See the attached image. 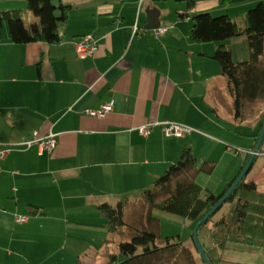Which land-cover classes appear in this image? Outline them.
<instances>
[{"label": "crops", "instance_id": "0c3cea01", "mask_svg": "<svg viewBox=\"0 0 264 264\" xmlns=\"http://www.w3.org/2000/svg\"><path fill=\"white\" fill-rule=\"evenodd\" d=\"M62 2L71 9L57 44L18 45L7 25L1 30L0 145L11 151L0 163V264H106L131 232L123 228L111 236L101 204L128 199L125 222L144 229L147 211L140 194L187 147L197 163L198 150L207 148L205 161L213 163L219 149L224 158L230 156L226 143H232L242 149L237 154L243 153L242 163L240 157L233 161L242 167L257 145L261 118L244 136L226 127L242 121L235 118L234 99L213 58L219 44H199L191 37L195 15L226 11L223 15L230 16L237 8L219 0L197 2L189 12L185 3L164 7L162 0ZM257 4L238 9L244 13ZM25 6L26 0H0V10ZM150 10L160 12L161 27L168 29L158 38L155 30H145ZM237 17L242 21L244 15ZM86 35L94 37L97 50L82 60L75 43ZM235 41L224 44L232 56ZM109 103L113 109L102 118L87 113ZM166 121L195 131L184 139L167 138L159 127L148 137L138 131ZM50 134L57 141L52 151L25 145ZM248 180L264 193V143ZM236 249L254 258L251 264H264V248ZM224 260L223 254L221 264H236Z\"/></svg>", "mask_w": 264, "mask_h": 264}, {"label": "trees", "instance_id": "16d2710c", "mask_svg": "<svg viewBox=\"0 0 264 264\" xmlns=\"http://www.w3.org/2000/svg\"><path fill=\"white\" fill-rule=\"evenodd\" d=\"M175 1L185 3L189 12L197 2L211 0ZM219 1L226 5L237 0ZM249 1H257L258 4L244 15L242 21L228 15L215 17L210 13H201L193 17L191 32L195 43L219 44L213 58L220 66L221 75L227 80L229 94L234 99L237 121L244 119L248 105L264 99V0ZM26 5L25 10H0V36L2 28L7 25L15 44L39 41L59 43L60 26L68 21L71 7L64 5L62 0H26ZM29 16L39 19V22L28 24ZM234 39H245L248 42V60L234 62L231 51L224 45ZM263 122L264 115L255 135L257 143ZM263 143L259 153L262 152ZM251 157V154L247 156L236 177L225 186L221 194L207 191L203 199L204 189L197 183L196 175L200 171L212 172L213 163L205 162L201 169H197V159L191 148L187 147L179 161L171 165L152 187L140 194L139 202L147 211L149 222L156 220L153 219L155 211H161L197 224L229 192ZM256 159L257 156L248 174L226 202L199 229H203L229 206L227 212L213 223L210 232L212 245L206 247L202 244L211 264H221L223 254L230 246L264 248V193L259 191L254 181L248 180ZM129 203L125 199L115 205L103 203L99 206L111 236L119 234L123 228H129L131 232V239L120 242L118 253L109 254L106 264H195L190 248L180 236L162 238L155 231L128 226L125 213ZM194 245L200 254L195 242Z\"/></svg>", "mask_w": 264, "mask_h": 264}, {"label": "rangeland", "instance_id": "374dc122", "mask_svg": "<svg viewBox=\"0 0 264 264\" xmlns=\"http://www.w3.org/2000/svg\"><path fill=\"white\" fill-rule=\"evenodd\" d=\"M167 1V2H166ZM246 1V2H242ZM200 2V1H199ZM177 2L175 0H162V4L164 7L167 6V4H176ZM242 3H250L249 0H237L236 2H232L229 4L231 8H237L236 10L230 11V17L232 18H239V14L245 15L249 10L251 9H246V11H242L244 13H240L241 11L238 9ZM27 8V5L22 8H13L10 10H25ZM4 10V9H2ZM218 10V9H217ZM213 16L219 17L222 16L223 14H226V11L224 13H217L216 11H212ZM215 12V13H214ZM241 16V15H240ZM231 48L233 51V60L235 63L243 62L248 60L249 58V45L248 42L245 39H240L235 42H232ZM264 115V99L258 100L254 103H251L250 105L247 106V109L244 114V119L242 120L241 123H237L235 126L229 125L226 126L230 132L236 134V135H247L250 129L253 128L251 125L253 120L255 118H261ZM252 131V130H251ZM235 135V139L237 140V136ZM219 138V137H218ZM219 140V139H217ZM227 146H230V156H225V158L222 156L223 151L222 149L218 150V153H215V159L213 161V168L212 172L208 173L206 171H200L198 173L199 177L197 178V182L203 187L204 191L202 193V198L204 199L207 191H211L215 194H221L222 191L224 190L225 186L227 185L228 182L232 181L231 172L235 169L234 174H238L240 171V164L242 163L244 159L243 153L240 154V156L237 157V154L239 152H242V149H239L238 147L234 146L232 143H226ZM200 160L197 163L196 168L201 169L206 162L207 155L209 154V151L207 148H201L197 152ZM251 155L253 152L250 153ZM260 155V153L257 154V156ZM237 157L236 159L233 160V157ZM241 159V163H238V165L233 163V161H238V159ZM218 161H215L217 160ZM211 163V162H210ZM234 175V176H235ZM230 178V179H229ZM235 178V177H234ZM251 178V177H249ZM224 181V182H223ZM226 181V183H225ZM153 185V184H152ZM152 185L150 187H152ZM229 206H226L214 219L212 222L207 224L203 229H201L198 232V237L201 245H205L206 247H210L212 245L211 237H210V232L213 227V223L218 220L223 214L227 212ZM154 220L149 223L148 218L146 219L145 223H143V228L148 230V231H155L157 232L160 237L162 238H167V237H177L180 236L181 239L187 244V246L190 248L195 264H206L203 260L201 255L198 253L197 249L195 248L194 242L195 240L192 239V235L194 232V229L196 225L202 220H199L197 224H192L191 222L175 216L171 215L165 212L161 211H155L153 213ZM156 222V223H155ZM139 229H142V227H139ZM121 240V239H120ZM119 240V242H121ZM129 241V240H128ZM237 247H241L239 245L235 246L234 248H230L229 250L225 251L224 261H231L236 264H251V260L254 262V258H250L251 256L248 257L246 252L239 251L236 249ZM246 249V248H245ZM116 250V249H115ZM84 260L86 262L88 259L85 257ZM100 264H105V262H101Z\"/></svg>", "mask_w": 264, "mask_h": 264}, {"label": "built area", "instance_id": "2783aa9c", "mask_svg": "<svg viewBox=\"0 0 264 264\" xmlns=\"http://www.w3.org/2000/svg\"><path fill=\"white\" fill-rule=\"evenodd\" d=\"M167 30H168L167 28L160 27L154 31V35L156 38H158L164 35L167 32ZM133 33L134 35L138 33L137 27L133 29ZM75 47H76V51H77L79 58L82 60L93 57L97 50L96 41L92 35H86L82 37L81 39H79L75 43ZM113 106H114L113 103H109V104H106L99 111H88L87 113L93 117L102 118L112 111ZM157 127L162 129L165 137L176 138V139H184L195 131L194 129L186 125L171 123L167 121L142 125L141 127L138 128V131L140 135H142L143 137H148ZM35 144L39 145V147L42 150L52 151L53 149H55L57 145V141L55 140V135L50 134L45 138H40V139L37 138L33 141L26 143L25 145L27 147H31ZM10 151H11L10 147H5V146L0 145V163L6 159ZM1 171L2 170L0 166V174H1ZM16 221L18 223H24L26 222V218L17 217Z\"/></svg>", "mask_w": 264, "mask_h": 264}, {"label": "water", "instance_id": "95a60500", "mask_svg": "<svg viewBox=\"0 0 264 264\" xmlns=\"http://www.w3.org/2000/svg\"><path fill=\"white\" fill-rule=\"evenodd\" d=\"M148 23L147 25L145 26V30L146 31H154V30H157L158 28L161 27V21H160V12L159 11H156V10H150L148 11ZM263 139H264V122H263V127H262V130H261V133H260V136H259V140H258V143L255 147V150L252 154V157L250 159V161L248 162L246 168L243 170V172L241 173V175L238 177V179L236 180V182L234 183V185L232 186V188L229 190V192L221 199V201L212 209L210 210L206 215L205 217H203V219L196 225L195 229H194V232H193V236H194V240H195V243L197 245V248L200 252V255L203 259V261L206 263V264H211V262L209 261V259L207 258L206 254H205V251L199 241V237H198V232H199V229L200 227L206 223L210 218L211 216L221 208V206L226 202L227 198L231 195V193L235 190V188L238 186V184L243 180V178L248 174L252 164H253V161L255 159V157L257 156V154L259 153V150L261 148V145L263 143Z\"/></svg>", "mask_w": 264, "mask_h": 264}]
</instances>
